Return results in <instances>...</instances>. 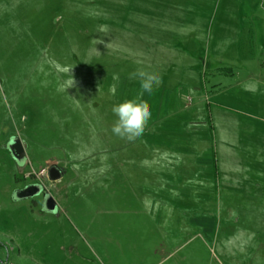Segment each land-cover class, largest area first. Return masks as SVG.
<instances>
[{"label": "rangeland", "instance_id": "374dc122", "mask_svg": "<svg viewBox=\"0 0 264 264\" xmlns=\"http://www.w3.org/2000/svg\"><path fill=\"white\" fill-rule=\"evenodd\" d=\"M130 99L134 142L112 132ZM188 153L205 169L173 170ZM155 177L204 182L199 242L164 227ZM263 243L264 0H0V264H264Z\"/></svg>", "mask_w": 264, "mask_h": 264}, {"label": "crops", "instance_id": "0c3cea01", "mask_svg": "<svg viewBox=\"0 0 264 264\" xmlns=\"http://www.w3.org/2000/svg\"><path fill=\"white\" fill-rule=\"evenodd\" d=\"M155 150L157 151V149ZM151 152L152 148H143L140 155H148L149 170H152V173L158 172L157 166L153 164L157 163V156L156 154L155 156H152ZM193 153H195V150ZM189 154L190 153L182 155L185 156L184 158H173L171 162H174L177 166L172 169L180 171L183 168L189 170L190 167H193L202 168L204 170L207 166L205 160L203 162V159H201V162L199 159L193 161V159L191 160ZM150 186L154 187V191L152 193L153 198H160L162 200V205L165 206L166 210L164 213L161 212L160 214V217L163 219L162 224L164 227H171L174 230L172 235L186 233L189 236V241H192L193 239L194 242L195 240H198L199 242V238L195 235V231L199 228H205V221L207 219V215L205 213H201L205 211V189L202 188L204 187V182L200 179L190 178H179L175 181H163L159 179V177H155L150 181ZM192 188L194 190H192ZM179 191H181V194L183 195L182 197L181 195H177L180 193ZM171 199L174 200L173 203ZM200 205L204 206L200 207ZM262 256L264 257V243Z\"/></svg>", "mask_w": 264, "mask_h": 264}, {"label": "clouds", "instance_id": "9594fccd", "mask_svg": "<svg viewBox=\"0 0 264 264\" xmlns=\"http://www.w3.org/2000/svg\"><path fill=\"white\" fill-rule=\"evenodd\" d=\"M101 31H107V26H102ZM102 39H95V43H103ZM141 80V92L142 97L145 92L149 95L153 91V85L158 83V79L150 74L140 72ZM75 81L72 79L71 84L74 85ZM246 87V86H245ZM115 90L113 89V95ZM112 112L117 117L113 124L112 132L119 136L121 139H125L128 142H134L139 139L147 126V123L151 117V111L149 105L145 101L137 100H125L117 105H114Z\"/></svg>", "mask_w": 264, "mask_h": 264}, {"label": "water", "instance_id": "95a60500", "mask_svg": "<svg viewBox=\"0 0 264 264\" xmlns=\"http://www.w3.org/2000/svg\"><path fill=\"white\" fill-rule=\"evenodd\" d=\"M9 152L13 156V158L15 160H17V161H20V160H22L24 158V148H23V145L21 144V142L18 139H14L10 143ZM46 175H47V178H48L49 181H51V182L58 181V180H60L62 178V171L59 168H57L56 166L51 165V166L48 167ZM29 196H30V194L26 195L25 197H29ZM49 201H52V205L48 206L46 204L45 208L49 212H54L55 208H56L55 202L51 198L47 199V203Z\"/></svg>", "mask_w": 264, "mask_h": 264}, {"label": "flooded vegetation", "instance_id": "af4514ba", "mask_svg": "<svg viewBox=\"0 0 264 264\" xmlns=\"http://www.w3.org/2000/svg\"><path fill=\"white\" fill-rule=\"evenodd\" d=\"M40 193H41L40 188H38L36 186H27V187H25L22 190H19L17 192L19 197H25L26 195H29V194H30V196L35 197V196H38ZM47 199H48V197L44 199V206H46V204L48 206L52 205V201H49L47 203Z\"/></svg>", "mask_w": 264, "mask_h": 264}, {"label": "built area", "instance_id": "2783aa9c", "mask_svg": "<svg viewBox=\"0 0 264 264\" xmlns=\"http://www.w3.org/2000/svg\"><path fill=\"white\" fill-rule=\"evenodd\" d=\"M47 173V172H46Z\"/></svg>", "mask_w": 264, "mask_h": 264}]
</instances>
